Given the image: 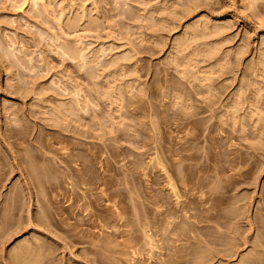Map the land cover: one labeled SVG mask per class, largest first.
Returning a JSON list of instances; mask_svg holds the SVG:
<instances>
[{
  "label": "rangeland",
  "instance_id": "obj_1",
  "mask_svg": "<svg viewBox=\"0 0 264 264\" xmlns=\"http://www.w3.org/2000/svg\"><path fill=\"white\" fill-rule=\"evenodd\" d=\"M238 1L0 0V175H4L3 181L0 182V200L3 194L9 193L12 189L22 188L27 190L28 187L27 185L25 187L26 182L24 183L25 169L22 168L23 171H21L17 166L19 150L22 149L23 144H26H20V149L17 151L14 148L10 149L12 152L7 150L9 147L7 148L6 141L20 143L15 137L8 138L10 133L6 131L7 128L16 127L17 125L16 128L24 133L26 139L45 136V134L51 137H47L48 142L46 141L51 151L42 150L44 151V161H38L40 166L49 169L48 177L53 180L52 183L60 187L54 193L45 196L50 200L49 207H52L50 210L60 213L63 221L67 225L70 224V226L77 223L79 218L78 223L82 224L81 219H85V215L91 211V213L94 212L103 218L120 210L119 213L117 212L118 214L122 212L121 215L124 213L123 216H125L123 218L133 221L130 223L131 228L129 226V229L135 230L136 233L134 234L139 235L138 224L133 219L134 210L141 213L140 216L143 215L146 220L153 218L157 213L145 197L161 195L165 201L167 200L166 207L171 210L176 207V204L173 196L164 188L165 180L161 173L159 174L156 170L153 172L144 170L146 175L143 176V166H140L141 168L137 169L138 171L134 170V172L132 163L136 160L141 162V165L147 163L148 155L152 153L148 148L154 145L147 138H151L152 133L150 130L153 133L155 132L154 134L157 137H154V140H158L165 149V153L166 150L171 152V150L176 149L175 151H178L177 149L184 145L185 138L190 137L193 138V141L190 142L191 150L188 152L190 160L183 161L180 164L176 163V168L181 170L185 165H190L191 168L192 166L195 167L196 172L201 170L197 174L203 177L209 174L212 177L215 175L214 168H221L222 173L218 176L217 181H215L216 178L212 179L213 184L211 185L217 187V190L220 193L223 192L227 198L225 199L227 202H212L213 205L218 207L219 213L227 215V217L225 215L224 218L219 220L220 225L213 220L196 225L204 228L203 233H209L220 239L219 241L207 243L202 235L197 233L198 239L203 243H201L202 247L199 253L201 260H203L202 264H238L241 257L244 261L246 258L250 260V254H252L253 260L264 262V244L260 243V240L264 241V239L257 236L264 234V129H262L264 128V64H262L264 63V0L256 1L254 7L248 11L241 10V6L237 5ZM43 9L47 11L44 12ZM166 19L170 21L167 22ZM200 23L205 25L203 26ZM192 25L195 30H198L194 32ZM191 26L192 28H190ZM199 27L202 30L204 27L206 29L200 32ZM188 29L193 30L191 32L195 34L190 33ZM186 30L187 34H191L190 36L194 34V37H191L192 39L187 38ZM180 36H183L184 39ZM176 38L179 39L180 43L182 42L180 39H183L184 43L180 44L183 45L182 47L177 46L179 42L177 43L178 39ZM158 41L161 43H158ZM77 48L79 51L84 52L82 54L86 56L87 64H79L78 59H73V61L70 58L69 51H66L76 52ZM176 48L180 50V53ZM7 53L10 57L14 54L15 56L13 55L12 58L15 57L16 60L10 58ZM175 53L182 54L173 57ZM30 58L29 63L27 60ZM171 58L177 61L174 60V62ZM170 60L171 62H169ZM116 62H120L119 65ZM80 65H83V68ZM204 72L205 74L206 72L210 73L211 76L205 75ZM188 74L190 75L188 76ZM205 80L206 82H204ZM106 92L111 100L106 95L101 96ZM118 92L123 98L116 94ZM142 92L144 96L141 95ZM75 96L79 97L75 98ZM37 97L40 100L35 102ZM77 99L79 101L87 100L89 103L87 104L88 108L86 107L87 111L78 110L79 104L78 108L74 105ZM114 100L116 103L114 105L110 104V101L114 102ZM168 100L170 101L168 102ZM33 103L36 106L32 107ZM65 104L69 106L68 110L72 109L73 106L75 110L70 112L66 111V108L64 110L62 105L65 107ZM71 104L72 107H70ZM120 104L124 107L120 114L126 108L129 111L132 110V112L135 108L136 115L125 113L126 117L123 120L127 121H123L124 124L118 128L119 124L116 123L121 122V119L118 118L119 112L115 114L116 111L114 110ZM112 106L114 109L111 108ZM6 107L7 110L4 109ZM55 108L60 110L61 114H57ZM253 109L255 110L253 111ZM77 111L78 113H75ZM223 119H225L224 122ZM123 125L126 126L122 127ZM115 130L125 131L124 133H128L129 137L112 140ZM60 135H64V137L68 135L65 139L76 144L74 146V150H76H73V155L76 157L69 164L72 171L64 169L65 166L61 163L62 159H68L65 150L62 149L64 147L68 148L66 152L69 153L72 145L65 142L57 145L56 142L59 141L57 136ZM139 140L144 141L147 147L140 149V145L136 143ZM63 143L65 146L62 145ZM155 146L157 147V145ZM161 146L157 148L161 150ZM5 148L6 150H3ZM115 151L120 155L112 159L111 156ZM143 151L146 154L140 156L139 152ZM41 152H37L38 155H42ZM169 152L166 154L170 155ZM176 157L171 158L175 159ZM82 167L90 169L95 177L92 182H84L85 185L80 186L81 190L82 188L84 190L88 189L89 192L85 191V193L91 195L90 198L85 200V202L88 200L86 203L90 205L87 207L86 212H83L84 207L77 206V204L84 203V200L79 203L76 200V196L82 194L81 190L78 191L79 189L71 187L74 184L71 182V177L68 178L64 175L69 172L74 173L75 170ZM17 169L20 170L17 171ZM131 170L134 173L126 181L123 175H130ZM7 176L8 178H6ZM19 177L23 178L20 179ZM101 180L110 181L105 182L107 183L106 188H109V190L104 194L102 193V195L100 189H104L105 186L102 185ZM154 182L156 183L155 186L152 185ZM183 187V185L177 187L179 195L182 196L179 199L180 201H186L184 200L185 196H183ZM77 191L78 193L74 195V192ZM23 192L25 195L26 191ZM116 193L118 195L112 196ZM51 195L52 197H50ZM28 196L27 194L24 196L26 206L28 203L29 205L32 204L29 202ZM187 196L189 197V194H186ZM30 208L32 209V206ZM33 209L32 211L35 212V207ZM164 209L162 208L160 211ZM13 213L8 216V219L11 222L13 221L9 223L11 225H8L11 229H13V224L15 225L18 221L24 223L25 215L22 218L21 215L26 211L24 213L23 211L20 213L14 211ZM187 217L188 215L184 218L185 221L196 224V220ZM159 218L162 219V216H159ZM249 222L250 224H248ZM107 224L105 222L106 227ZM32 226H30L31 228L23 227L24 229L19 230V232L16 230L14 232L13 230L9 231L7 232L9 236L6 231L0 230L4 233L0 235V264H5L10 250L12 251L21 240L32 239L33 236H37L45 242L47 240L48 245L52 247L54 253L53 257L51 256L53 260L51 264H62L63 262L64 264H87L86 262L96 264L93 262L92 254L84 251L90 248L83 241L89 240L91 235L90 239L93 235H95L93 238L100 234H106L107 236L115 229L113 227V230H111L113 225L110 224L107 227L110 226L109 230L105 229L106 227L101 228L102 226L99 230H93L86 225H80L81 227L78 229L86 234V236L83 235L81 241L79 238L77 240L76 238H68L59 229L50 226L48 228H51L52 231H45L46 236L42 228H33L35 226ZM62 228L65 227L62 226ZM122 229L126 230V228ZM122 229H117V231H122L124 235L125 230ZM147 229H151L150 232L156 234L154 239L161 241L163 235L158 230L159 228L148 226ZM157 230L158 232H156ZM106 231H109V233L107 232V234ZM52 232L55 237L58 236L56 239L52 234H50L51 237L48 234ZM118 232H115L117 236ZM157 233L161 234V237ZM190 234L193 236L191 232L186 237L180 236L179 238L175 235H172L173 237L169 235L173 241L168 242L169 247H172V244L175 247L181 246L184 244L183 242L189 240L194 243L195 240L190 239ZM119 239H117V242L122 244L123 241ZM174 241H176V245H174ZM158 244L161 243L158 242ZM67 251L72 252L71 255ZM162 253L166 256L165 254L169 252L163 250ZM122 258L119 257L120 264H128V262L124 263L127 258ZM142 259L145 260L146 256L144 258L136 257L135 260L139 262Z\"/></svg>",
  "mask_w": 264,
  "mask_h": 264
},
{
  "label": "bare ground",
  "instance_id": "obj_2",
  "mask_svg": "<svg viewBox=\"0 0 264 264\" xmlns=\"http://www.w3.org/2000/svg\"><path fill=\"white\" fill-rule=\"evenodd\" d=\"M33 1V0H32ZM256 1H258V0H239L238 2H237V5L239 4L240 6H241V10H245V11H248V10H251L253 7H254V4L256 3ZM194 2V1H193ZM197 3H199V2H197ZM49 4V3H48ZM194 4V3H193ZM200 4V3H199ZM50 5V4H49ZM189 5V4H188ZM170 6H171V4H170ZM193 6V5H192ZM198 6V5H197ZM197 6H196V8H197ZM48 7V6H47ZM168 7V6H167ZM44 8V7H43ZM46 8V7H45ZM44 8V9H45ZM50 8V7H49ZM169 8V7H168ZM171 8V7H170ZM172 8H173V5H172ZM188 8L190 9V7L188 6ZM194 8H195V6H194ZM193 8V9H194ZM43 9V10H44ZM47 9V8H46ZM52 9V8H51ZM164 9V8H163ZM185 9V8H184ZM169 10V9H168ZM172 10V9H171ZM243 10V11H244ZM45 11H47V10H44V12ZM164 11V10H163ZM170 11V10H169ZM165 12H166V10H165ZM179 12V11H178ZM188 12V11H187ZM171 13H172V11H171ZM180 13H183V12H180ZM248 13V12H247ZM173 14H174V12H173ZM176 14V13H175ZM186 14V13H185ZM82 15H84V14H82ZM179 15H181V14H179ZM176 16H178V15H176ZM87 17V16H86ZM183 17V16H182ZM82 18H85V17H82ZM204 18V17H203ZM162 19V18H161ZM87 20V19H86ZM166 20H168V19H166ZM171 20H172V18H171ZM170 20H168L167 22H169ZM207 21V20H206ZM165 22V21H164ZM199 22V21H198ZM205 22V21H204ZM159 23H162V22H159ZM207 23V22H206ZM216 23V22H215ZM164 24V23H163ZM167 24V23H166ZM174 24V23H173ZM200 24H202V23H200ZM200 24H198L199 26H200ZM159 25V24H158ZM194 25V24H193ZM192 25V26H193ZM195 25H197L196 23H195ZM194 25V26H195ZM203 26L205 25V24H202ZM201 25V26H202ZM210 25V24H209ZM213 25H214V23H213ZM220 25V24H219ZM192 26L190 27V28H192ZM194 26H193V28L192 29H194ZM212 26V25H211ZM162 27H165V26H162ZM186 27V26H185ZM197 27V26H196ZM158 28V27H157ZM166 28H168V27H166ZM203 28V27H202ZM225 28V27H224ZM183 29V28H182ZM199 29H200V32H202L204 29H206L205 27L203 28V30L199 27ZM223 29V28H222ZM221 29V30H222ZM184 30V29H183ZM189 31H190V29H188ZM198 30V29H197ZM197 30H195L194 29V32L195 31H197ZM202 30V31H201ZM209 30V29H208ZM189 31H188V33H189ZM191 31H193V30H191ZM190 31V33H194V32H191ZM182 32H184V31H182ZM199 32V31H198ZM216 32V31H215ZM223 33V32H222ZM186 34H187V30H186ZM185 34V35H186ZM195 34V33H194ZM194 34H192V36H190L189 34H187V38L188 37H194ZM211 34V33H210ZM215 34V33H214ZM218 34V33H217ZM189 35V36H188ZM205 36V35H204ZM217 36V35H216ZM215 36V37H216ZM219 36V35H218ZM180 37H183V36H180ZM54 38V37H53ZM157 38V37H156ZM179 38V37H178ZM178 38H176V39H178ZM186 38V39H187ZM218 38V37H217ZM51 39V38H50ZM49 39V40H50ZM175 39V40H176ZM183 39H184V37H183ZM183 39H180L182 42H183ZM192 39V38H191ZM158 40V39H157ZM221 40V39H220ZM223 40V39H222ZM225 40V39H224ZM214 41H216L215 39H214ZM10 42V41H9ZM156 42V41H155ZM179 42V39L177 40V43ZM182 42L180 43L179 42V44H177V46L179 45V46H181L180 44H182ZM217 43H218V41H216ZM79 43V42H78ZM77 43V44H78ZM158 43H161V42H159L158 41ZM184 43V42H183ZM188 43V42H187ZM8 44V43H7ZM7 44H6V46H7ZM12 44V43H11ZM76 44V46H78ZM129 44V43H128ZM135 44V43H134ZM176 44V43H175ZM174 44V45H175ZM204 44V43H203ZM211 44V43H210ZM1 45V44H0ZM80 45H81V43H80ZM172 45V44H171ZM208 45V44H207ZM132 46V45H131ZM177 46H175V47H177ZM183 46V45H182ZM181 46V47H182ZM204 46V45H203ZM209 46V45H208ZM134 47V46H133ZM186 47V46H185ZM1 48V47H0ZM11 48H13V47H11ZM11 48H10V50H11ZM69 48V47H68ZM73 48H75V47H73ZM131 48V47H130ZM174 48V47H173ZM179 48V47H178ZM13 49H15V48H13ZM12 49V50H13ZM82 49V48H81ZM102 49V48H101ZM177 49V48H176ZM181 49V48H180ZM5 50V49H4ZM9 50V49H8ZM75 50V49H74ZM103 50V49H102ZM131 50H133V49H131ZM178 50V52L180 51L179 49H177ZM197 50H198V48H197ZM245 50V49H244ZM14 51V50H13ZM12 51V52H13ZM66 51H69L68 53H70L69 55H70V58H72V60L73 59H78L77 61H79L80 63L79 64H83V65H85V64H87L86 63V56L84 55V54H82V53H84L82 50H78V48H77V50H76V52H70V51H72V50H66ZM202 51H204V50H202ZM201 51V52H202ZM209 51V50H208ZM6 52H7V50H6ZM9 53H10V51H8ZM17 52V51H16ZM62 52H63V50H62ZM96 53L98 52V51H95ZM101 52V51H100ZM105 52V51H104ZM104 52H102V53H104ZM131 52V51H130ZM14 53V52H13ZM12 53V54H13ZM18 53V52H17ZM180 53V52H179ZM178 53V54H179ZM208 53V52H207ZM239 53H240V51H239ZM243 53V52H242ZM65 54H66V52H65ZM86 54V53H85ZM177 53H175V56H173V57H176V55H178ZM182 54V53H181ZM181 54H179V55H181ZM7 55H9L8 53H7ZM6 55V56H7ZM14 55V54H13ZM13 55H12V57H13ZM93 55V54H92ZM95 55V54H94ZM123 55V54H122ZM122 55H120V56H122ZM185 55V54H184ZM242 55V54H241ZM15 56V55H14ZM68 56V55H67ZM88 56V55H87ZM100 56H101V54H100ZM129 56V55H128ZM131 56H133V55H131ZM168 56V55H167ZM223 56V55H222ZM262 56V55H261ZM9 57H10V55H9ZM12 57H10V58H12ZM24 57V56H23ZM22 57V58H23ZM94 57V56H93ZM166 57V56H165ZM170 57H171V55H170ZM238 57V56H237ZM4 58V57H3ZM69 58V57H68ZM180 58V57H179ZM12 59H15V57L14 58H12ZM27 59V58H26ZM116 59V58H115ZM167 59V58H166ZM170 59V58H169ZM171 59H173V61L175 60L174 58H171ZM8 60V59H7ZM16 60V59H15ZM30 60H31V58L30 59H28L27 61H29V63H30ZM259 60V59H258ZM261 60V59H260ZM74 61V60H73ZM77 61H75V62H77ZM100 61V60H99ZM175 61H177V60H175ZM174 61V62H175ZM182 61V60H181ZM14 62H16V61H14ZM169 62H171V60L169 61ZM17 63V62H16ZM20 63V62H19ZM91 63H93V62H91ZM95 63H97V62H95ZM117 63V62H116ZM118 63H120V62H118ZM117 63V64H118ZM260 64V63H259ZM262 64H264V63H262ZM20 65V64H19ZM83 65H80V67L82 66V68H83ZM88 65H90V64H88ZM119 65V64H118ZM126 65V64H125ZM169 65V64H168ZM175 65H177V63H175ZM186 65V64H185ZM257 65V64H256ZM172 66V65H171ZM86 67H87V65H86ZM126 67V66H125ZM131 67V66H130ZM180 67V66H179ZM258 67H260V66H258ZM22 68V67H21ZM81 68V70H83ZM119 68V67H118ZM190 68V67H189ZM191 68H192V66H191ZM190 68V69H191ZM204 68V67H203ZM86 69V68H85ZM89 69V68H88ZM134 69V68H133ZM180 69V68H179ZM189 69V70H190ZM200 69V68H199ZM17 70V69H16ZM132 70V69H131ZM193 70V69H192ZM191 70V72H193ZM207 70V69H206ZM210 70V69H209ZM261 70V69H260ZM80 71V70H79ZM176 71V70H175ZM8 72V71H7ZM115 72V71H114ZM121 72V71H120ZM182 72V71H181ZM185 72V71H184ZM209 72V71H208ZM95 73H97V72H95ZM133 73V72H132ZM177 73V72H176ZM189 73H190V71H189ZM8 74V73H7ZM123 74H125L124 72H123ZM178 74H180V73H178ZM183 74V73H182ZM204 74H205V72H204ZM206 74H208L207 72H206ZM205 74V75H206ZM185 75V74H184ZM190 74H188V76H189ZM196 75V74H195ZM198 75H199V73H198ZM208 75H210V73L208 74ZM213 75V74H212ZM19 76V75H18ZM187 76V77H188ZM192 76V75H191ZM201 76V75H200ZM211 76V75H210ZM209 76V78H211ZM207 77V76H206ZM195 78V77H194ZM201 78V77H200ZM208 78V77H207ZM207 78H205V79H207ZM14 79V78H13ZM133 79V78H132ZM174 79V78H173ZM191 80V79H190ZM254 80V79H253ZM94 81V80H93ZM131 81V80H130ZM192 81V80H191ZM196 81V80H195ZM8 82V81H7ZM10 82V81H9ZM20 82V81H19ZM178 82V81H177ZM189 82V81H188ZM204 82H206V80L204 81ZM208 82H209V80H208ZM257 83L259 82V81H256ZM262 82V81H261ZM51 83H52V81H51ZM133 83V82H132ZM138 83V82H137ZM165 83V82H164ZM170 83V82H169ZM179 83V82H178ZM198 83H200V82H198ZM210 84V83H209ZM40 85V84H39ZM53 85V84H52ZM126 85V84H125ZM139 85V84H138ZM157 85V84H156ZM188 85V84H187ZM195 85H196V83H195ZM201 85H203V83H201ZM8 86V85H7ZM133 86V85H132ZM147 86V85H146ZM206 86V85H205ZM213 86V85H212ZM255 86V85H254ZM42 87V86H41ZM52 87V86H51ZM55 87V86H54ZM110 87V86H109ZM108 87V88H109ZM112 87V86H111ZM136 87V86H135ZM208 89H209V87L208 86H206ZM257 87V86H256ZM58 88V87H57ZM107 88V91L109 90ZM121 88V87H120ZM163 88V87H162ZM166 88V87H165ZM213 88V87H212ZM250 88V87H249ZM13 89V88H12ZM29 89V88H28ZM32 89H33V87H32ZM203 89V88H202ZM260 89V88H259ZM22 90V89H21ZM26 90V89H25ZM95 90V89H94ZM113 90V89H112ZM123 90V89H122ZM138 90V89H137ZM141 90V89H140ZM179 90V89H178ZM211 90V89H210ZM251 90V89H250ZM258 90V89H257ZM16 91H18V90H16ZM26 91H28V90H26ZM33 91V90H32ZM78 91H81V90H78ZM145 91V90H144ZM143 91V92H144ZM14 92V91H13ZM44 92V91H43ZM143 92H142V94L141 95H143ZM209 92V91H208ZM256 92V91H255ZM107 93V92H106ZM103 94V95H101L102 97L103 96H105L106 95V97L108 98V93L107 94ZM110 93H111V91H110ZM120 92H118V93H116V94H119ZM169 93V92H168ZM205 93V92H204ZM42 94V93H41ZM73 94H74V92H73ZM79 94V92L77 93V95ZM102 94V93H101ZM164 94V93H163ZM208 94V93H207ZM211 94V93H210ZM258 94H259V91H258ZM22 95V94H21ZM35 95V94H34ZM52 95V94H51ZM74 95H76V93L74 94ZM110 95V94H109ZM120 95V94H119ZM137 95H139V94H137ZM50 96V95H49ZM87 96V95H86ZM144 96V95H143ZM166 96V95H165ZM77 97H79V96H75V98H77ZM84 97V96H83ZM106 97H104V98H106ZM110 97V96H109ZM114 97V96H113ZM119 97V96H118ZM120 97H121V95H120ZM185 97V96H184ZM202 97H204V96H202ZM205 97H206V95H205ZM236 97V96H235ZM74 98V99H75ZM82 98V97H81ZM85 98H87V97H85ZM117 98V97H116ZM121 98H123V97H121ZM120 98V99H121ZM178 98V97H177ZM177 98H175V99H177ZM34 99V98H33ZM41 99H42V97H41ZM47 99V98H46ZM83 99V98H82ZM109 99V98H108ZM153 99V98H152ZM38 100H40V98L38 99V97H37V99H36V101L35 102H38ZM72 100V99H71ZM109 100H111V99H109ZM113 100V99H112ZM129 100V99H128ZM166 100V99H165ZM181 100V99H180ZM43 101H44V99H43ZM81 101V100H80ZM78 99L75 101V104L74 105H76V107L78 106V104H79V109L78 110H81V111H87V109H86V107L88 106L87 104H89L88 102H87V100L86 99H84V101H81L80 102ZM118 101V100H117ZM127 101V100H126ZM136 101V100H135ZM170 100H168V102H169ZM176 101H178V100H176ZM1 102V101H0ZM34 102V103H35ZM39 102H41V101H39ZM46 102H47V100H46ZM90 102V101H89ZM123 102V101H122ZM128 102H130V101H128ZM164 102V101H163ZM179 102V101H178ZM34 103H33V105H31L32 107L33 106H36V105H34ZM116 103V101L114 100V102L113 101H110V104H115ZM118 103V102H117ZM121 103V102H120ZM132 103V102H131ZM140 103V102H139ZM142 103V102H141ZM148 103V102H147ZM36 104V103H35ZM38 104V103H37ZM122 104V103H121ZM118 105V106H116L117 107V109L116 110H114V111H116V113L115 114H117L118 112H119V119H121L120 121L121 122H118V123H116V124H119L118 125V128H119V126L120 125H122V124H124V123H122L123 121H127V120H123V119H125V117H126V115H125V113H128L129 115L131 114L132 115V113H134L135 114V108L133 109V112H132V110L131 111H129V110H127V108L125 109V111L122 113V114H120V112H122L123 110H124V107L122 106V105ZM149 104V103H148ZM175 104V103H174ZM178 104V103H177ZM232 104V103H231ZM66 105V104H65ZM64 105V106H65ZM127 105V104H126ZM131 105V104H130ZM135 105V104H134ZM161 105V104H160ZM227 105V104H226ZM39 106V105H38ZM40 106H41V103H40ZM73 105L71 104V106L70 107H72ZM94 106H96V105H94ZM128 106H129V104H128ZM229 106V105H228ZM5 107V106H4ZM44 107V106H43ZM53 107V106H52ZM55 107V106H54ZM68 107V108H67ZM74 107V106H73ZM72 107V109H70V110H68L69 109V106L68 105H66L65 107H63V105H62V108H64V110H65V108L67 109L66 111H68V112H70V111H73V110H75V108H73ZM77 107V108H78ZM232 107V106H231ZM38 108V107H37ZM40 108V107H39ZM77 108H76V110H77ZM88 108V107H87ZM111 108H113V106L111 107ZM159 108H160V106H159ZM183 108V107H182ZM187 108V107H186ZM226 108V107H225ZM251 108V107H250ZM4 109H6L7 110V107L6 108H4ZM3 109V110H4ZM51 109V108H50ZM56 109V108H55ZM55 109L53 110L54 112H55ZM59 109H61V108H59ZM114 109V108H113ZM140 109V108H139ZM239 109V108H238ZM2 110V109H1ZM111 110V109H110ZM110 110H109V112H110ZM223 110V109H222ZM235 110V109H234ZM255 109H253V111H254ZM128 111V112H127ZM213 111V110H212ZM237 111V110H236ZM235 111V112H236ZM6 112V111H5ZM4 112V113H5ZM256 112V111H255ZM43 113H44V111H43ZM56 113L57 114H61V112H60V110H58V109H56ZM74 113V112H73ZM75 113H78V111L77 112H75ZM138 113V112H137ZM141 113V112H140ZM221 113V112H220ZM231 113V112H230ZM243 113H244V111H243ZM247 113V112H246ZM11 114V113H10ZM48 114V113H47ZM55 114V113H54ZM110 114H111V112H110ZM112 114H113V112H112ZM133 114V115H134ZM151 114V113H150ZM153 114V113H152ZM211 114V113H210ZM213 114V113H212ZM227 114V113H226ZM249 114V113H248ZM256 114V113H255ZM19 115V114H18ZM23 115V114H22ZM50 115V114H49ZM52 115V114H51ZM136 115V114H135ZM225 115V114H224ZM233 115V114H232ZM235 115V114H234ZM253 115V114H252ZM251 115V116H252ZM17 116V115H16ZM25 116V115H24ZM63 116V115H62ZM76 116V115H75ZM164 116V115H163ZM227 116V115H226ZM254 116V115H253ZM14 117V116H13ZM59 117V116H58ZM240 117V116H239ZM7 118V117H6ZM11 118V117H10ZM18 118H20V117H18ZM23 119V118H22ZM21 119V120H22ZM50 119H51V117H50ZM53 119V118H52ZM55 119V118H54ZM60 119V118H59ZM104 119V118H103ZM146 119H148V118H146ZM167 119V118H166ZM214 119V118H213ZM212 119V120H213ZM58 120V119H57ZM101 120V119H100ZM107 120V119H106ZM156 120V119H155ZM185 120V119H184ZM220 120V119H219ZM224 120L225 119H223V122H224ZM234 120V119H233ZM19 121V120H18ZM52 121V120H51ZM108 121H110V120H108ZM132 121V120H131ZM147 121V120H146ZM221 121V120H220ZM229 121V120H228ZM236 121V120H235ZM243 121H244V119H243ZM10 122V121H9ZM16 122V121H15ZM56 122V121H55ZM59 122H61V121H59ZM103 122V121H102ZM117 122V121H116ZM142 122V121H141ZM222 122V123H223ZM241 122V121H240ZM12 123V122H11ZM140 123V122H139ZM150 123V122H149ZM176 123V122H175ZM231 123H232V121H231ZM17 124V123H16ZM54 124V123H53ZM101 125H102V123H100ZM106 124V123H105ZM116 124H115V126H116ZM136 124V123H135ZM151 124H152V126H153V123L151 122ZM189 124V123H188ZM232 124H234V122L232 123ZM244 124V123H243ZM2 125V124H1ZM14 125V124H13ZM131 125V124H130ZM138 125V124H137ZM141 125V124H140ZM150 125V124H149ZM236 125V124H235ZM105 126V125H104ZM126 126V125H125ZM124 125L122 126V127H125ZM188 126V125H187ZM240 126H242V125H240ZM16 127H17V125H16ZM15 126H11V127H9V128H7L6 129V131H7V133H10V135L8 136V138H16L20 143H17V142H14V143H12V142H8V141H6V144H7V148L9 147V149H7V150H10V149H16V151L18 150V149H20L19 148V145L21 144H23V143H25L26 145H24V147H23V145H22V149H20L19 151H20V153H19V155H18V164H17V166L21 169V171H23L22 170V168H24L25 169V171H24V183L26 182V184H25V187H26V185L28 186L27 187V190L26 189H22V188H15V189H12L9 193H6L5 195L3 194V196H2V199L0 200V230H2V231H6V233L7 232H9V231H12L13 230V232L16 230V231H18L19 232V230H21V229H24L23 227H30V226H35V227H33V228H36V227H38V228H42V230H44L43 232H44V234L46 233V232H50V231H52V230H50L49 228H48V226H50V227H53V228H56V229H59L60 231H61V233L62 234H64L66 237H68V238H76V240H77V238H79V239H81V241H82V238H83V235L85 234V233H83V231H81V230H79L78 228L79 227H81L80 225H86V226H88V227H90V228H92L93 230H99L100 229V227L101 228H105L106 226H105V222H107L108 224H110V225H113V226H111L112 228H111V230H113V227H115V229H114V232H112L111 234H108L109 233V231H106V233L108 234L107 236H106V234H104V235H101V237H100V235L99 236H97V237H95V238H93L95 235H93V237L90 239V237L92 236L91 234V236L89 237V240H87V241H83V242H85L88 246H89V250H84L85 252H88V253H90V254H92V256H93V262H95L96 264H109V263H116V264H120V262H119V257L120 258H122V259H126V261L124 262V263H127L128 262V264H202V262H203V260H201L202 258H201V256H199V253H200V249H201V247H202V245H201V243H202V241L200 240V239H198V237H197V233H200L201 235H202V237L206 240H204L205 242H209V243H212V242H214V241H219L220 239L219 238H217V237H215V236H213V235H211V234H209V233H203L202 232V230L204 229L202 226L201 227H199V226H196L197 224H200V223H206V222H209V221H214V222H216L217 224H219V220L220 219H222V218H224L225 217V215L224 214H221V213H219L220 211H219V209H218V207H216L215 205H213L212 204V202H215V201H221V202H223V201H226L227 202V200H225V199H227L225 196H224V194H223V192H219L218 190H217V187H212V185L211 184H213L212 183V179H215L216 178V180L215 181H217V178H218V176L222 173V169L221 168H214V170H215V175L214 176H210V174L209 175H207L206 177H203V176H199L198 174H197V172H201V170H199V171H197L196 172V170H195V167H193L192 166V168H194L193 170H192V168H191V166L190 165H185L184 167H182V169L180 170L179 168H176V163H178V164H180L181 162H183V161H188V160H190V157H189V155H188V152L191 150V145H190V142H192L193 141V138H185V142H184V145H182L181 147H179L177 150L178 151H172L171 150V152H169V151H167L166 150V153L167 152H169L168 154H170V155H167L166 153H165V149H163V147L160 145V143L158 142V140H154V137H157L156 136V134H154L153 133V131L152 130H150L151 131V133H152V135H151V138H149V137H147L148 139H149V142L151 143V144H154V145H152V147L150 146L149 148H148V150L149 151H152V153L151 154H147L148 156H149V158H148V161H147V163H145L144 165H141V162H139V161H134L133 163H132V169H133V171L135 170V171H138L137 169H139V168H141L142 166V169H143V171H142V175L144 176V175H146V173L144 172V170H146V171H150V172H153L154 170H156V171H158L159 172V174L161 173V175H163V177H164V180H165V184H164V188H165V190H167V192L170 194V195H172L173 196V199L175 200V204H173V205H175L176 207L175 208H173L172 210L171 209H169V208H167L166 207V201L164 200V197H162L161 195H155V196H148V197H145V199L147 200H149V204H151L153 207H154V211H156L157 213H156V215L153 217V218H150V219H147L146 220V218H143V215L142 216H140L141 215V213H139V212H136L135 210H134V213H133V219H134V221H135V223L136 224H138L137 225V227H138V231H139V235H136V234H134V233H136V231L134 230H130L129 229V226H130V223L131 222H133L132 220L130 221L129 219H125V218H123V217H125V216H123V214L121 215V213L120 214H118L119 213V211L117 210V212H114V213H110L107 217H101L100 215H97V214H95L94 212L93 213H91L90 211V213H88L87 215H85V219H81V222H82V224H79L78 222H79V220H80V218H79V220H78V222L77 223H75V224H73V226H70V224H66V222H64L63 221V218L62 217H60V213H58L57 211H55V209H54V211L55 212H53L52 210H50V208H52V207H49V198L47 199V197L45 198V196L46 195H48L49 193H54L56 190H58L60 187L58 186V185H55V184H53L52 182H53V180H51L49 177H48V173H49V169L47 168V167H43L42 165L40 166L39 164H38V161H44V159H43V157H44V154H43V152L44 151H42V150H45V151H47V152H50L51 150H49V147H48V145L46 144V141L48 140V138L47 137H49V135L48 134H45V136H39V137H32V139H26L24 136L25 135H23L24 133H22V131L20 130V129H18V128H16ZM61 127V126H60ZM103 127V126H102ZM111 128H112V126H110ZM121 127V128H122ZM151 127V126H150ZM168 127V126H167ZM186 127V126H185ZM262 127V126H261ZM98 128V127H97ZM110 128V129H111ZM114 128V127H113ZM135 128V127H134ZM152 128V127H151ZM189 128V127H188ZM242 128V127H241ZM260 128V127H259ZM65 129V128H64ZM99 129V128H98ZM103 129V128H102ZM138 129V128H137ZM178 129V128H177ZM262 129H264V128H262ZM3 130V129H2ZM123 130V129H122ZM131 130V129H130ZM188 130V129H187ZM186 130V131H187ZM220 130V129H219ZM257 130H259V129H257ZM72 131V130H71ZM140 131V130H139ZM138 131V132H139ZM183 131V130H182ZM24 132V131H23ZM67 132V131H66ZM104 132V131H103ZM109 132V131H108ZM113 132V131H112ZM125 132V131H124ZM123 131H114V135L112 136L113 138H112V140H115V139H117V138H123V137H126V138H128L129 136L126 134V133H124ZM129 132V131H128ZM205 132H206V130H205ZM73 133V132H72ZM78 133V132H77ZM117 135H116V134ZM135 133V132H134ZM133 133V134H134ZM149 133V132H148ZM185 133V132H184ZM36 134V133H35ZM59 134H61V133H59ZM99 134H101V133H99ZM113 134V133H112ZM136 134V133H135ZM141 134V133H140ZM150 134V133H149ZM261 134V133H260ZM72 135V134H71ZM137 135V134H136ZM155 135V136H154ZM187 135V134H186ZM188 135H190V133H188ZM193 135V134H192ZM191 135V136H192ZM68 136V135H67ZM66 136V137H67ZM107 136H109V135H107ZM111 136V135H110ZM56 137V136H55ZM66 137H64V135H60V136H57V138H58V142H56V144L58 145V144H60L61 142H65L66 144H70V145H72V149H70L69 151V153H67L66 151H67V149L68 148H66V147H64L65 145H64V143L62 144V145H64L63 147H61V148H63L62 150H65L64 152L66 153V157L69 159H62L61 160V163L65 166V168L64 169H66V170H70V171H72V168L70 167V162L71 161H73L74 159L73 158H75L76 156L75 155H73V152L76 150H74V146L76 145L74 142H70V140H66L65 138ZM186 137V136H185ZM49 138H51V137H49ZM74 138V137H73ZM76 138V137H75ZM98 138V137H97ZM135 138V137H134ZM78 139V138H77ZM204 139V138H203ZM50 140H52V139H50ZM103 140V139H102ZM127 140H129V139H127ZM126 140V141H127ZM99 141V140H98ZM3 142V141H2ZM48 142V141H47ZM49 143H51V142H49ZM137 144H139L140 145V149H144L143 147H147V144L144 142V141H142V140H139L138 142H136ZM155 143H157V144H155ZM159 143V144H158ZM5 144V143H4ZM5 144V145H6ZM113 144V143H112ZM151 144H149V145H151ZM155 145H157V147L159 148L160 146L162 147L161 148V150L160 149H158ZM61 146V145H60ZM88 146V145H87ZM180 146V145H179ZM6 147V146H5ZM18 147V148H17ZM69 147V146H68ZM53 148V147H52ZM79 148V147H78ZM81 148V147H80ZM162 149H163V151H162ZM172 149V148H171ZM3 150H6V148L5 149H3ZM74 150V151H73ZM78 150V149H77ZM18 151V152H19ZM42 151V152H41ZM104 151V150H103ZM9 152H12L11 150L9 151ZM8 152V153H9ZM37 152H41V154L42 155H38V153ZM137 152V151H136ZM1 153V152H0ZM7 153V154H8ZM185 153H187V154H185ZM206 153V152H205ZM4 154H6V153H4ZM88 154V153H87ZM139 154H140V156L141 155H144V154H146V152H139ZM164 154H166V155H163ZM204 154V153H203ZM120 154L119 153H117V151H115V153L111 156L112 157V159H114L115 157H118ZM15 156H17V154H15ZM173 157V156H177L175 159H173V158H171V157ZM48 157V156H47ZM51 157V156H50ZM102 157H103V155H102ZM203 157V156H202ZM14 158V157H13ZM54 158V157H53ZM177 160V161H176ZM11 161V160H10ZM109 161V160H108ZM176 161V162H175ZM55 162V161H54ZM109 164V163H108ZM108 164H106L107 166H108ZM195 164V163H194ZM73 165V164H72ZM122 165V164H121ZM14 166V165H13ZM16 166V165H15ZM141 166V167H140ZM216 167V166H215ZM17 168V167H16ZM50 168V167H49ZM109 168V167H108ZM123 169H124V167H122ZM129 168V167H128ZM20 169H17V171L18 170H20ZM75 169V168H74ZM109 170V169H108ZM113 170V169H112ZM126 170V169H125ZM1 171V170H0ZM132 170H131V174L130 175H126V174H124V172H123V176L126 178V181H127V179H129V177L130 176H132L133 175V173L135 172H133ZM195 171V172H194ZM149 172V173H150ZM10 173V172H9ZM19 173V172H18ZM21 173V172H20ZM60 173V172H59ZM70 173V172H69ZM64 174L66 177H68V178H70L72 181L71 182H73L74 184H72L71 185V187H73V188H77V189H79L78 191H80L81 190V188H80V186L81 185H85V183L84 182H92L94 179H95V177L93 176L94 174L93 173H91V170L89 169L88 170V168L86 169L85 167H82L81 169H79V170H75L74 171V173L72 172V173H70V174ZM108 173V172H107ZM62 174V175H63ZM110 174V173H109ZM154 174V173H153ZM22 175V174H21ZM120 175V174H119ZM236 175V174H235ZM15 177V176H14ZM229 177V176H228ZM3 178H4V175H0V182H2L3 181ZM6 178H8V176L6 177ZM20 178V177H19ZM23 178V177H22ZM22 178H20V179H22ZM106 179H108V178H106ZM110 179H111V177H110ZM116 179V178H115ZM125 180V179H124ZM148 180V179H147ZM102 181V180H101ZM129 181V180H128ZM214 181V180H213ZM218 181H220V180H218ZM225 181H227V180H225ZM19 182V181H18ZM63 182V181H62ZM70 182V181H69ZM96 182V181H95ZM105 182H110V181H102V185H104L105 187H104V189H100V190H102L100 193H101V195H102V193L104 194V192H106L107 190H109V188H106L107 187V183H105ZM58 183V182H57ZM98 183H100V182H98ZM125 183V182H124ZM65 184V183H64ZM126 184V183H125ZM155 182L152 184V185H154L155 186ZM11 185V184H10ZM16 185V184H15ZM184 186L182 189L184 190V192H183V196H185L184 198V200H186V201H183V200H179L182 196L181 195H179V192H178V189H177V187L178 186ZM211 185V186H210ZM70 186V185H69ZM91 186V185H90ZM7 188V187H6ZM90 188V187H89ZM70 189V188H69ZM72 190V189H71ZM70 190V191H71ZM225 190V189H224ZM23 191H26L25 193L27 194V196H28V199H29V202L30 203H32V204H30L31 206H32V209L35 207V212H33L34 211V209H33V211H32V209L30 208L31 206L29 205V203H28V205L26 206V204H25V198H24V196L26 195H24V192ZM60 191V190H59ZM76 191V190H75ZM78 191L77 192H74V195L76 194V193H78ZM85 191L86 192H89V190L87 189V190H84L83 188H82V190L80 191V192H82V194L79 196V195H77L76 197H77V203H79L80 201H82V200H84V203L83 204H77V206L78 207H84V211L83 212H86V210H87V207H89L90 205H89V203H86V202H88V200L85 202V200L86 199H88V198H90V194H88V193H85ZM156 193V192H155ZM2 194V193H1ZM186 194H189V197L187 196L186 197ZM116 195H118L117 193L116 194H113L112 196H116ZM134 195V194H133ZM166 195H168V194H166ZM110 196H111V194H110ZM111 196V197H112ZM50 197H52V195L50 196ZM95 197V196H94ZM130 197V196H129ZM137 197V196H136ZM171 197V196H170ZM109 198V197H108ZM53 199V198H52ZM92 199V198H91ZM260 200V199H259ZM98 201V200H97ZM132 202V201H131ZM172 202V201H171ZM27 203V202H26ZM94 204H96V203H94ZM243 204V203H242ZM196 205V206H195ZM239 205V204H238ZM26 206V207H25ZM30 206V207H29ZM77 206H76V208H77ZM170 206V205H169ZM132 207V206H131ZM173 207V206H172ZM114 208H115V206H114ZM114 208H112V209H114ZM162 208H165L164 210H162V211H160V209H162ZM72 209V208H71ZM116 209V208H115ZM119 209V208H118ZM235 209V208H234ZM58 210V209H57ZM82 210V209H81ZM18 212V213H20V212H22L23 211V213L26 211V213H24L23 215H21V218L25 215V219H24V223L23 222H21V221H18L15 225L13 224V229H11L10 227H8V225H11V224H9V223H12L9 219H8V216H9V214L10 213H12V214H14L13 212ZM32 211V212H31ZM116 211V210H115ZM133 211V210H132ZM245 211V210H244ZM191 212H193V213H191ZM22 214V213H21ZM151 214V213H150ZM238 214V213H237ZM105 215V214H104ZM153 215H154V213H153ZM188 215V219L190 218V219H192V220H196L195 221V223L196 224H194V222H188V221H185L184 220V218L186 217ZM18 216V215H17ZM146 216V215H145ZM159 216H162V219H160L159 218ZM226 217H227V215H226ZM238 217V216H237ZM247 217H249V216H247ZM18 219L20 218V216L19 217H17ZM17 218H16V220H17ZM130 218V217H129ZM15 220V221H16ZM21 220V219H20ZM22 221H23V219H22ZM179 221V222H178ZM250 221V220H249ZM69 222V221H68ZM148 222V223H147ZM248 222V221H247ZM99 223V224H98ZM233 223V222H232ZM262 223V222H261ZM108 224H107V227H108ZM248 224H250V222L248 223ZM253 224V223H252ZM220 225V224H219ZM262 225V224H261ZM62 226H64L65 228L63 229L62 228ZM133 226V225H132ZM148 226H153V227H157V228H159L158 230L161 232V234L163 235V237H162V239H161V241L159 240V241H157L156 239H154L155 238V236H156V234H154V233H152V232H150V230L149 229H147L148 228ZM252 226V225H251ZM12 227V226H11ZM83 227V226H82ZM105 228V229H107V230H109V228H110V226H109V228ZM213 227V226H212ZM228 227V226H227ZM16 228V229H15ZM31 228V227H30ZM90 228H88V229H90ZM120 228L122 229V228H126V230L125 229H122L123 231H124V235H123V233H122V231L121 232H118L119 230H120ZM129 230H128V229ZM130 228H131V226H130ZM219 228V227H218ZM8 229H11V230H8ZM82 229V228H81ZM117 229H119L118 231H117ZM225 229V228H224ZM42 230H41V232H42ZM83 230V229H82ZM85 230V229H84ZM110 230V231H111ZM158 230L156 231V232H158ZM216 230H219V229H216ZM256 230V229H255ZM38 231V230H37ZM46 231V232H45ZM137 231V232H138ZM1 232V231H0ZM23 232V231H22ZM40 232V231H39ZM40 232V233H41ZM100 232H101V230H100ZM115 232L117 233L118 232V236L115 234ZM193 233V236L191 235L190 236V239H192V240H195V242L194 243H192V242H190L191 240H189V241H185V242H183L184 244H182L181 246L179 245V246H173V244H172V247L170 246L169 247V245H168V242L170 243V241H172L171 240V238L169 237V235L170 236H172V235H175V236H177V238H179L180 236L182 237V236H187V234H189V233ZM3 232H1L0 233V235L2 234ZM5 233V234H6ZM16 233V232H15ZM102 233H103V231H102ZM262 233V232H261ZM4 234V233H3ZM49 235L50 234H52V236L53 237H55V235H54V233L52 232V233H48ZM56 234V233H55ZM61 234V235H62ZM87 234H89L88 232H87ZM95 234V233H94ZM97 234V233H96ZM161 234H158L157 233V235H159L160 237H161ZM7 235L9 236V233H7ZM6 235V236H7ZM40 235V234H39ZM38 235V236H39ZM46 235V234H45ZM256 235V234H255ZM3 236H5V235H3ZM15 236V235H14ZM42 236V235H41ZM40 236V237H41ZM47 236V235H46ZM85 236H86V234H85ZM84 236V237H85ZM103 236V237H102ZM124 236V237H123ZM230 236V235H229ZM257 236H260V237H258V238H260V239H264V234H261V235H257ZM2 237V236H1ZM43 237V236H42ZM45 237V236H44ZM50 237H51V235H50ZM52 237V238H53ZM58 237V236H57ZM57 237H55V239L57 238ZM88 237V236H87ZM86 237V239H88ZM124 238V240H122L123 238ZM125 237H126V239H125ZM173 237V236H172ZM200 237V236H199ZM3 238V237H2ZM9 238V237H8ZM13 238V237H12ZM22 238V237H21ZM63 238V237H62ZM118 238H120L119 240H121V241H123V243L122 244H120L119 242H117L118 240ZM232 238V237H231ZM4 239H5V237H4ZM4 239H2V240H4ZM49 239V238H48ZM230 239V238H229ZM259 239V240H260ZM10 240V239H9ZM60 240H61V238H60ZM65 240V239H64ZM68 240V239H67ZM188 240V239H187ZM223 240V239H222ZM226 240V239H225ZM233 240V239H232ZM5 241V240H4ZM80 241V240H79ZM229 241V240H228ZM258 241V240H257ZM262 240H260V243H262V244H264V241H262ZM0 242H1V240H0ZM11 242V241H10ZM61 242H63V241H61ZM82 242V243H83ZM158 242L159 243H161L160 245L158 244ZM173 242V241H172ZM176 241H174V243H175ZM245 243H246V241H244ZM3 243V242H2ZM7 243V242H6ZM79 243H81V242H79ZM179 244V243H178ZM203 244V243H202ZM236 244V243H235ZM261 244V245H262ZM1 245V244H0ZM5 245V244H4ZM64 245V244H63ZM174 245H176V243L174 244ZM225 245V244H224ZM228 245V244H227ZM83 246V245H82ZM260 246V245H259ZM59 247V246H58ZM84 247V246H83ZM86 247V246H85ZM66 249V248H65ZM172 249V250H171ZM2 250H3V248H2ZM1 250V252H3ZM68 250V249H67ZM71 250H73V249H71ZM164 250V252L165 251H167V252H169L168 254H165L166 256H164V253H162V251ZM5 251V250H4ZM64 251V250H63ZM209 251V250H208ZM67 252H70V251H67ZM211 252V251H210ZM53 253H54V251H53V249H52V247H50L49 245H48V242H47V240H46V242L45 241H43L42 239H40L39 237H37V236H33V238L31 239H25V240H21V242H19V244H17L15 247H14V249H12V251L10 250V252H9V254H8V257H7V261L5 262V264L7 263V264H51V262L53 261L52 259H51V256L53 257ZM61 253V252H60ZM71 253L72 252H70V255H71ZM84 253V252H83ZM64 254V253H63ZM204 254V253H203ZM3 255V254H2ZM250 255H251V258H250ZM249 255V258H250V260L248 259V258H246V259H248L247 261H246V259H245V261L244 260H242V257H241V259H240V262H241V264H247V263H249V264H264V262H260L259 260H253V258H252V254H250ZM256 255V254H255ZM64 256V255H63ZM82 256V255H81ZM92 256H91V258H92ZM144 256H146V259L144 260V259H142V260H140L139 262L137 261V260H135L136 259V257H140V258H144ZM243 256V255H242ZM56 257V256H55ZM243 257H246V256H243ZM85 258H87V257H85ZM207 258H209V257H207ZM81 259V258H80ZM121 259V260H122ZM3 260V259H2ZM85 260V259H84ZM86 260H89V259H86ZM124 261V260H123ZM243 261V262H242ZM86 262V261H85ZM91 262V261H90ZM240 262H238V264H240ZM87 264H88V262H86ZM62 264H64V262L62 263ZM92 264V263H91Z\"/></svg>",
  "mask_w": 264,
  "mask_h": 264
}]
</instances>
